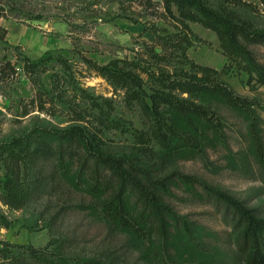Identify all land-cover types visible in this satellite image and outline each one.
Here are the masks:
<instances>
[{
    "label": "rangeland",
    "instance_id": "obj_1",
    "mask_svg": "<svg viewBox=\"0 0 264 264\" xmlns=\"http://www.w3.org/2000/svg\"><path fill=\"white\" fill-rule=\"evenodd\" d=\"M205 12L264 30L261 0H0V59L52 57L49 65L53 71L65 67V81L71 89L83 87L90 101L114 100L115 115L124 119L127 128L130 121L141 126L138 114L125 108L123 94L106 78L90 71L84 58L102 65L133 59L160 41L157 34L165 37L178 32L180 20L202 39L188 49L191 61L221 72L222 81L236 95L252 102L251 110L244 113L214 104L220 117L217 121L222 122L220 136H212L200 157H184L159 166L150 149L141 150L134 137L122 130L101 136L90 124L79 127L66 117L44 114L16 120L9 111L10 97H30L33 89L24 77L0 84V243H8L11 249L24 251L21 247H27L52 257L64 256L69 264L78 259L147 264L126 234L101 219L84 186H76L75 168L67 167L68 163L63 168L55 158L56 149L43 144L42 139L41 145L35 148L34 144L39 152L27 175L31 189L23 207H10L1 200L7 174L3 160L17 140L37 138L41 128L79 127L99 150L115 154L127 151L135 160L152 164L158 175L171 176L175 184L168 202L180 216L205 228L201 237L215 264H245L238 259L232 242L234 210L213 189L240 200L264 217V167L256 157L257 149L264 151V85L255 73L230 65L218 32L201 22ZM251 49L264 65V45ZM45 80L48 83L49 75ZM79 156L75 154V163Z\"/></svg>",
    "mask_w": 264,
    "mask_h": 264
},
{
    "label": "trees",
    "instance_id": "obj_2",
    "mask_svg": "<svg viewBox=\"0 0 264 264\" xmlns=\"http://www.w3.org/2000/svg\"><path fill=\"white\" fill-rule=\"evenodd\" d=\"M261 2L264 5V0ZM179 22L178 32L165 37L156 32L160 41L133 59H116L102 65L84 58L90 71L106 78L123 94L125 108L138 114L141 126L130 121L131 127H125L124 119L115 115L114 100L90 101L92 98L83 87L71 89L65 81V67L53 71L50 56L25 57L20 61L0 59L1 85L24 77L33 89L30 97H10L9 111L14 112L18 121L41 114L66 117L79 127L90 124L101 136L120 130L128 132L141 150L148 148L156 155L159 166L184 157H200L212 136L221 134L222 122L217 121L220 117L213 105L244 113L251 110L252 102L236 95L222 81L221 72L191 61L187 51L202 39L187 22ZM201 22L218 32L230 65L255 73L264 85V65L251 49L264 45V30L209 12H205ZM61 64L65 65V59H61ZM79 127L41 128L37 138L17 140L3 160L7 170L3 203L21 208L28 199L31 188L27 175L39 152L35 151L36 144L41 145L42 139L43 144L56 149L55 158L63 168L65 163L75 168L76 186H84L101 219L126 234L129 244L147 264H215L201 237L205 228L180 216L168 202L175 184L173 178L158 175L152 164L135 160L127 151L115 154L99 150ZM76 153L80 154L78 163L74 161ZM256 157L264 167V151L257 149ZM213 192L223 196L227 206L234 210L232 242L238 259L245 264H264V217L219 189ZM9 246L0 243V264H69L64 256L52 257L43 250L21 247L25 248L21 251ZM75 264L108 263L78 259Z\"/></svg>",
    "mask_w": 264,
    "mask_h": 264
}]
</instances>
